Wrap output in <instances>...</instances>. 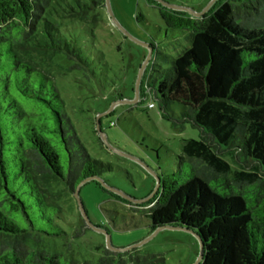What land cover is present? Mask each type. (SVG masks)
Returning <instances> with one entry per match:
<instances>
[{
    "label": "trees",
    "instance_id": "obj_1",
    "mask_svg": "<svg viewBox=\"0 0 264 264\" xmlns=\"http://www.w3.org/2000/svg\"><path fill=\"white\" fill-rule=\"evenodd\" d=\"M99 1L0 0V264H72L31 247L67 240L60 225L66 210L47 189L55 183L73 195L86 179L110 170L88 156L56 87L31 60L60 55L82 76H94L81 40ZM147 2L167 29L187 34L189 46L166 67L152 65L141 94L174 130L189 125L198 139L182 146L189 174L179 167L162 176L141 207H148L153 231L196 234L203 246L199 264H264V0H216L200 17ZM60 19L75 23L64 27ZM225 153L239 171L220 158ZM77 225L71 238L87 228L82 218ZM96 250L115 256L111 264L129 253ZM108 261L101 256L94 264Z\"/></svg>",
    "mask_w": 264,
    "mask_h": 264
},
{
    "label": "rangeland",
    "instance_id": "obj_2",
    "mask_svg": "<svg viewBox=\"0 0 264 264\" xmlns=\"http://www.w3.org/2000/svg\"><path fill=\"white\" fill-rule=\"evenodd\" d=\"M154 1L201 12L216 0ZM99 2L102 6L98 7V15L89 25L87 38L83 36L81 40L94 76H82V71L60 55L34 54L31 60L56 87L72 132L88 156L108 164L110 170L100 175L99 182L88 181L80 186L78 197L87 228L76 238H71V229L82 218L77 203L73 195L51 183L47 192L55 195L52 202L66 210L65 222L60 225L68 234L67 240L63 244L50 242L31 247L70 258L72 264L83 261L94 264L101 256H106L111 264L115 256L96 250L107 249L109 237L110 252H129L117 259L118 264L149 263L155 258H162L163 264H195L200 251L195 236L177 229L153 231L146 217L148 207H141L154 197L146 200L162 176L176 172L179 167L184 175L189 174L188 165L181 161L182 146L189 139L197 140L198 131L189 125L174 130L161 118L156 104L148 109L149 97L145 99L141 94L151 66L166 67L188 48V36L167 29L157 9L147 0ZM59 22L64 27L75 23L69 19ZM150 51V59L143 67ZM141 70L136 94L135 84ZM88 86L92 91L89 92ZM172 111L180 115L178 105ZM97 119L106 144L96 132ZM220 158L232 171H239V164H235L230 154H221ZM193 163L209 174L205 163Z\"/></svg>",
    "mask_w": 264,
    "mask_h": 264
},
{
    "label": "water",
    "instance_id": "obj_3",
    "mask_svg": "<svg viewBox=\"0 0 264 264\" xmlns=\"http://www.w3.org/2000/svg\"><path fill=\"white\" fill-rule=\"evenodd\" d=\"M213 3H214V2H212L208 7H206V8H205L203 11H201V12H194V11L188 9V8H180V7H174V6H169V5H163V4H162V5L165 6V7H167V8H169V9H172V10H177V11H181V12L188 13L189 15L194 16V17H200L201 15H203V14L208 10V8H209ZM160 4H161V3H160ZM150 56H151V51H150V54H149L147 60L144 62L143 67L147 64L148 60L150 59ZM141 73H142V70L139 72L138 79H137V82H136V84H135L136 94H137V87H138V82L140 81ZM95 129H96V132H97L98 134H100V136H101V129H100L99 119L96 120V127H95ZM101 141L103 142V144H106V139H105L104 136H101ZM88 181H97V182H99V180H98L97 177H91V178H88V179H86L84 182H82L79 186H77L76 189H75V191H74V193H73V197H74V199H75V201H76V203H77V206H78L79 212H80V214L82 215V218H83V220L85 221L86 225H87V219H86V217H85V214H84V211H83V208H82L81 202H80L79 197H78V191H79L80 186H81L82 184H84L85 182H88ZM158 189H159V180H157V185H156V188L154 189L153 193H152V194L150 195V197H148L146 200H148L149 198H151L152 196H154V195L157 193ZM144 201H145V200H144ZM165 228H167V229L183 230V231L189 232V233H191V234H193V235L195 236V238L198 240L199 245H200L199 255H198V258H197L195 264H199V263L201 262V258H202L203 246H202V243L200 242L198 236H197L196 234L190 232V231H187V230H184V229H181V228L160 227V228H158L157 230L159 231V230H162V229H165ZM107 249H108V250H112V249H111V246H110V243H109V237L107 238ZM113 251L116 252V250H113Z\"/></svg>",
    "mask_w": 264,
    "mask_h": 264
},
{
    "label": "built area",
    "instance_id": "obj_4",
    "mask_svg": "<svg viewBox=\"0 0 264 264\" xmlns=\"http://www.w3.org/2000/svg\"><path fill=\"white\" fill-rule=\"evenodd\" d=\"M149 107H151V105H149ZM111 125H112V123H111Z\"/></svg>",
    "mask_w": 264,
    "mask_h": 264
}]
</instances>
